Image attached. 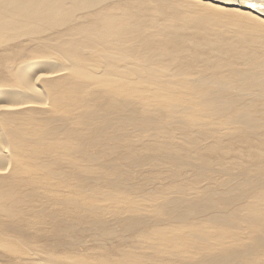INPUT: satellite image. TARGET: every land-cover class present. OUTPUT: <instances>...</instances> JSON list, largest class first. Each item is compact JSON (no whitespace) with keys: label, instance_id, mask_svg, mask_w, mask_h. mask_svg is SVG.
Returning a JSON list of instances; mask_svg holds the SVG:
<instances>
[{"label":"bare ground","instance_id":"1","mask_svg":"<svg viewBox=\"0 0 264 264\" xmlns=\"http://www.w3.org/2000/svg\"><path fill=\"white\" fill-rule=\"evenodd\" d=\"M0 72L1 264H264V0H0Z\"/></svg>","mask_w":264,"mask_h":264},{"label":"rangeland","instance_id":"2","mask_svg":"<svg viewBox=\"0 0 264 264\" xmlns=\"http://www.w3.org/2000/svg\"><path fill=\"white\" fill-rule=\"evenodd\" d=\"M42 59H45V58H42ZM51 59H53V60H56L57 58H51ZM50 69V68H49ZM1 73V72H0ZM3 73V72H2ZM4 75V73L3 74H0V79H2V76ZM7 96L5 95V94H1L0 95V101H3V100H6V101H9V98H6ZM231 157V156H230ZM227 158H229V157H227ZM105 217H107V216H105ZM100 246L103 248V245L102 244H100ZM106 246L107 247H109V248H118L120 245H119V243H118V241L117 240H110L109 242H107L106 243ZM84 251V249L83 248H80V252H83ZM148 252L147 250H140L139 252ZM128 255H136V250H134V249H131V248H128V251L126 252ZM116 257H120L121 258V254H119V253H113ZM6 255H5V252H3L2 250L0 251V264L1 263H4L5 261H6V259H7V257H5ZM122 259V258H121Z\"/></svg>","mask_w":264,"mask_h":264},{"label":"snow or ice","instance_id":"3","mask_svg":"<svg viewBox=\"0 0 264 264\" xmlns=\"http://www.w3.org/2000/svg\"><path fill=\"white\" fill-rule=\"evenodd\" d=\"M250 7H255V5H249Z\"/></svg>","mask_w":264,"mask_h":264},{"label":"water","instance_id":"4","mask_svg":"<svg viewBox=\"0 0 264 264\" xmlns=\"http://www.w3.org/2000/svg\"><path fill=\"white\" fill-rule=\"evenodd\" d=\"M244 8L247 9V10L250 9V8H248V7H244Z\"/></svg>","mask_w":264,"mask_h":264}]
</instances>
